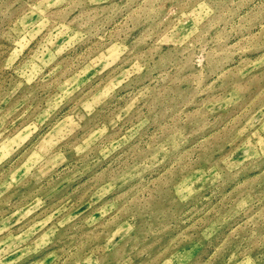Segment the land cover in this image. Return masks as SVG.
<instances>
[{"label":"rangeland","instance_id":"374dc122","mask_svg":"<svg viewBox=\"0 0 264 264\" xmlns=\"http://www.w3.org/2000/svg\"><path fill=\"white\" fill-rule=\"evenodd\" d=\"M0 264H264V0H0Z\"/></svg>","mask_w":264,"mask_h":264}]
</instances>
